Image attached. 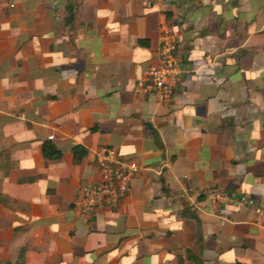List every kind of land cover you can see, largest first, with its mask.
I'll list each match as a JSON object with an SVG mask.
<instances>
[{"label": "crops", "instance_id": "obj_1", "mask_svg": "<svg viewBox=\"0 0 264 264\" xmlns=\"http://www.w3.org/2000/svg\"><path fill=\"white\" fill-rule=\"evenodd\" d=\"M163 24L183 76L158 101ZM105 144L140 172L88 218ZM241 195L264 206V0H0V264H264Z\"/></svg>", "mask_w": 264, "mask_h": 264}, {"label": "built area", "instance_id": "obj_2", "mask_svg": "<svg viewBox=\"0 0 264 264\" xmlns=\"http://www.w3.org/2000/svg\"><path fill=\"white\" fill-rule=\"evenodd\" d=\"M141 1L152 8L163 0ZM160 39L158 59L145 70L139 79L138 88L144 93L153 94L158 101H165L176 95L183 76V67L178 56L180 31L163 24ZM53 137L50 135V138ZM96 157L100 179L85 184L75 202L80 212L88 218H93L101 207L120 205L130 192L133 177L140 172V166L135 160L120 157L113 146L102 145ZM209 198L214 202H224L227 199L224 192L218 189L210 191ZM237 201L239 205L260 215V226L264 228V206L247 195H241Z\"/></svg>", "mask_w": 264, "mask_h": 264}, {"label": "trees", "instance_id": "obj_3", "mask_svg": "<svg viewBox=\"0 0 264 264\" xmlns=\"http://www.w3.org/2000/svg\"><path fill=\"white\" fill-rule=\"evenodd\" d=\"M73 18H74V13H71V15L68 18V22H72ZM154 135L156 137H159L158 132L156 130H154ZM43 152L45 157L47 158L55 159L61 156V151L54 144L49 142L44 144ZM74 154H75V161H80L85 156L86 151L80 145H76L74 147Z\"/></svg>", "mask_w": 264, "mask_h": 264}]
</instances>
